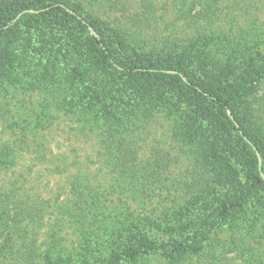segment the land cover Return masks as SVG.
Masks as SVG:
<instances>
[{
  "label": "rangeland",
  "instance_id": "1",
  "mask_svg": "<svg viewBox=\"0 0 264 264\" xmlns=\"http://www.w3.org/2000/svg\"><path fill=\"white\" fill-rule=\"evenodd\" d=\"M190 1H153L151 21L136 29L150 44L142 53L196 73L217 65L229 81L242 74L232 110L264 137V0L213 2L210 22H197L201 5ZM111 5L101 2L96 11L113 23L127 21ZM67 31L45 20L0 34V144L15 147L13 178L20 177L28 204L41 207L32 225L39 255L16 253L5 264H111L116 252L148 242L189 252L169 262L155 251L125 264H264V187L242 185L209 132L193 129L174 90L91 65L87 31ZM155 40L160 48L152 47ZM115 141L124 143L122 151L97 153ZM108 159L133 160L144 176L116 179L103 165ZM84 175L94 188L90 216L98 218H78L85 198L74 186ZM221 202L231 204L225 219L217 216Z\"/></svg>",
  "mask_w": 264,
  "mask_h": 264
},
{
  "label": "trees",
  "instance_id": "2",
  "mask_svg": "<svg viewBox=\"0 0 264 264\" xmlns=\"http://www.w3.org/2000/svg\"><path fill=\"white\" fill-rule=\"evenodd\" d=\"M106 1L112 4L110 9L121 10L123 18H127V21L122 19L113 23L99 14L96 9L99 8L101 2L105 4ZM153 1L8 0L0 4V34L12 28L33 26L45 20L62 22L68 28L66 32L68 36L71 25L80 30H86L90 38V42L89 40L87 42L92 46L91 65L97 62L105 68L124 74L133 80L146 84L159 82L174 90L189 110L190 117L196 122V125H192L193 129L198 126L200 131L209 132L210 138L215 139L225 163L233 165L238 180L241 179L243 182L242 185L249 190L263 188L264 137L253 133L241 121L239 122L232 110L233 103L239 98L240 89L243 88L241 85L243 75H237L229 81L222 76V71L217 65L207 66V72L196 73L185 70L170 59L142 53V50L147 47L148 41L137 39L136 29L144 28L146 22L151 21L155 7ZM190 2V5L193 6L201 5L196 11L197 22L200 20L215 21L217 8L214 7L213 2H216L218 6L219 0H191ZM90 30H93L95 34L91 35ZM73 34L77 35L74 36L77 39H84L81 37L82 35L74 32ZM154 43L152 47H161L159 40H155ZM90 119L93 121L94 118L88 116L89 121ZM105 125L101 127L103 131L108 129V126ZM122 127L133 128L132 125L125 126L123 123ZM115 139L119 138L115 136ZM115 143L119 145L113 148L111 145L106 147L107 144H103L104 150L101 151V147L100 152L97 153L105 152L112 156L122 151L124 143L120 144L121 142L115 141L114 145ZM11 152H15L14 146L8 142L0 144V264H5L6 259L13 258L16 253L20 255L26 253L33 258L39 255V245L37 244L39 231L34 233L32 225L34 218L40 214L41 207L35 208L28 204L25 194L20 192V187L23 186L17 185L20 177L13 178V168L18 162L12 160ZM19 155L16 157L19 158ZM110 160H106L103 165L108 169L107 172L116 179L123 181L128 179L129 182H135L133 180L137 176H144V173L140 174L141 168L133 163V160L123 159L120 162ZM55 169L57 172L60 170L58 166ZM81 171H83L82 166L78 168L77 172ZM62 172H68L64 165ZM92 186L86 175L77 181V184L75 183L74 187L79 189V195L83 193L81 197L85 198L78 204V208H80L78 211L83 213L78 218L89 217L91 212H94L91 209V195L94 191ZM220 205L217 216L225 219L229 215L231 204L221 202ZM237 205H233V208ZM75 212L69 213L73 215ZM97 214L95 212L90 217L98 218ZM90 226L89 223L83 224L84 228ZM193 250L202 251L203 247L192 248L191 252ZM155 251H160L169 262H175L182 254H187L189 248L180 245L169 250L153 242L141 243L127 252H116L111 264H125L127 261L134 263L145 254ZM22 261L26 264L25 258H22Z\"/></svg>",
  "mask_w": 264,
  "mask_h": 264
}]
</instances>
